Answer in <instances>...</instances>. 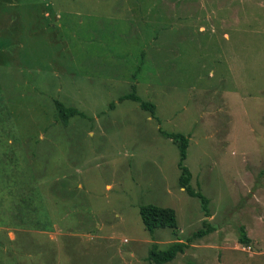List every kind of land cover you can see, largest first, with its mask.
<instances>
[{"label": "rangeland", "instance_id": "obj_1", "mask_svg": "<svg viewBox=\"0 0 264 264\" xmlns=\"http://www.w3.org/2000/svg\"><path fill=\"white\" fill-rule=\"evenodd\" d=\"M179 239L165 264H264V0H0V264H154Z\"/></svg>", "mask_w": 264, "mask_h": 264}, {"label": "trees", "instance_id": "obj_2", "mask_svg": "<svg viewBox=\"0 0 264 264\" xmlns=\"http://www.w3.org/2000/svg\"><path fill=\"white\" fill-rule=\"evenodd\" d=\"M119 99L120 101H124L126 99L136 101L140 104V107L142 109L151 111L153 114H155L156 112V105L151 101L142 99L137 94L136 87L133 88L131 92L122 95ZM54 103L58 113L57 119L63 125H68L70 118L73 116H85V114L77 107L67 106L60 99H55ZM111 106L114 107L115 103H112ZM161 132L166 137L172 139L173 143L176 144L179 149L180 158L178 165L180 169V186L183 187L191 196L199 197L202 201L203 210L205 211L206 216H210L211 211L209 208V198L200 190H197L192 186L191 180L193 174L191 169L185 164V160L188 155V147L190 144L189 136L181 132H167L163 129H161ZM139 211L145 228L148 231L154 232L157 228L169 227L174 229L175 234H177V214L174 208L163 207L155 204H147L141 206ZM204 226L206 227H202L193 233V235L188 239L189 243L192 242L195 238H201L215 229L214 226H212L206 220L204 221ZM239 241L241 244L246 246H250V243L252 241L251 238L247 235V231L244 226H242L240 229ZM188 242L186 243L179 239L171 243L166 249L163 250L154 245L149 250L148 259L151 263L154 264H165L173 260L179 253L185 252L186 248L188 247Z\"/></svg>", "mask_w": 264, "mask_h": 264}]
</instances>
